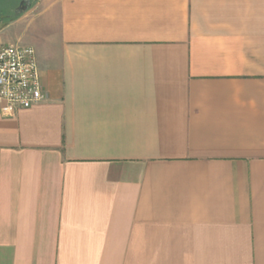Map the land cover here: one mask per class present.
<instances>
[{
  "label": "crops",
  "instance_id": "obj_1",
  "mask_svg": "<svg viewBox=\"0 0 264 264\" xmlns=\"http://www.w3.org/2000/svg\"><path fill=\"white\" fill-rule=\"evenodd\" d=\"M7 31L48 98L0 110V264H264V0H36Z\"/></svg>",
  "mask_w": 264,
  "mask_h": 264
},
{
  "label": "built area",
  "instance_id": "obj_2",
  "mask_svg": "<svg viewBox=\"0 0 264 264\" xmlns=\"http://www.w3.org/2000/svg\"><path fill=\"white\" fill-rule=\"evenodd\" d=\"M48 98L36 51L30 46L0 45V110L10 117Z\"/></svg>",
  "mask_w": 264,
  "mask_h": 264
},
{
  "label": "flooded vegetation",
  "instance_id": "obj_3",
  "mask_svg": "<svg viewBox=\"0 0 264 264\" xmlns=\"http://www.w3.org/2000/svg\"><path fill=\"white\" fill-rule=\"evenodd\" d=\"M30 1L32 6L36 0ZM25 4L26 0H0V27L5 23L14 21L16 17L23 15L19 14L18 10Z\"/></svg>",
  "mask_w": 264,
  "mask_h": 264
},
{
  "label": "rangeland",
  "instance_id": "obj_4",
  "mask_svg": "<svg viewBox=\"0 0 264 264\" xmlns=\"http://www.w3.org/2000/svg\"><path fill=\"white\" fill-rule=\"evenodd\" d=\"M17 18H19V16L18 17H16L15 19H17ZM13 22V21H12ZM12 22H10V23H12ZM10 23H5V24H3L1 27H0V39H2V38H4V35H6L7 34V27H8V25L10 24ZM3 41V40H2ZM1 44H12V43H7L6 41L4 42H0V45Z\"/></svg>",
  "mask_w": 264,
  "mask_h": 264
},
{
  "label": "water",
  "instance_id": "obj_5",
  "mask_svg": "<svg viewBox=\"0 0 264 264\" xmlns=\"http://www.w3.org/2000/svg\"><path fill=\"white\" fill-rule=\"evenodd\" d=\"M31 7V1L30 0H26V4L23 5L22 8H20L18 10L19 14H24L25 12H27V10Z\"/></svg>",
  "mask_w": 264,
  "mask_h": 264
}]
</instances>
